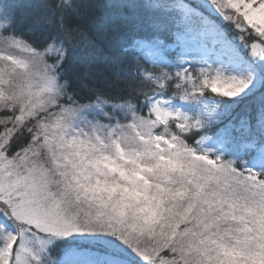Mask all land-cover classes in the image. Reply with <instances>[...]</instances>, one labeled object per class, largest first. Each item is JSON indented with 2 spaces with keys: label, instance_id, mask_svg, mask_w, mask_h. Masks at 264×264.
<instances>
[{
  "label": "snow or ice",
  "instance_id": "obj_1",
  "mask_svg": "<svg viewBox=\"0 0 264 264\" xmlns=\"http://www.w3.org/2000/svg\"><path fill=\"white\" fill-rule=\"evenodd\" d=\"M0 264H264V0H0Z\"/></svg>",
  "mask_w": 264,
  "mask_h": 264
}]
</instances>
